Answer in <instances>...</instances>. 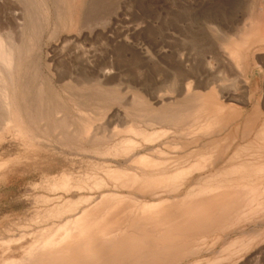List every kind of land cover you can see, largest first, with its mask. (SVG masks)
Returning <instances> with one entry per match:
<instances>
[{"label":"bare ground","instance_id":"6f19581e","mask_svg":"<svg viewBox=\"0 0 264 264\" xmlns=\"http://www.w3.org/2000/svg\"><path fill=\"white\" fill-rule=\"evenodd\" d=\"M21 1V37L0 23V144L12 138L88 162L84 173L43 182L47 192L73 197H37L45 204L31 222L37 229L4 242L12 251L18 245L24 257L4 264H264V110L249 114L230 104L237 97L250 104L254 84L264 81V0L254 3L246 24L232 17L204 22L221 36L219 50L200 61L179 51L164 81L170 86L152 94L160 105L132 99L133 117L131 108L125 117L119 113L126 126L106 131L110 137L96 125L125 99L108 88L112 71L52 82L36 61L51 20L62 30H81L88 0Z\"/></svg>","mask_w":264,"mask_h":264},{"label":"rangeland","instance_id":"374dc122","mask_svg":"<svg viewBox=\"0 0 264 264\" xmlns=\"http://www.w3.org/2000/svg\"><path fill=\"white\" fill-rule=\"evenodd\" d=\"M18 1L19 0H17V2L16 0H0V23L4 30L6 32L10 31V34L16 40L21 37L20 35L22 33L19 23L23 24L25 20V15L23 13L25 8H21L25 7V4L20 0V6ZM94 1L95 0H88L85 6L86 13L84 14L85 16L83 15L82 17L81 30H62V28H59L55 23L57 20L52 19V24L50 23L46 30L47 33H45L46 35L43 39L44 43H42L41 48L38 49L36 54L37 58H35L37 63H39L38 65L41 66V70H44V73L42 72L45 75L44 77L49 78L52 82L56 80V76L59 75L67 76L66 82H68L71 80V77L76 79H92L98 73L100 74L109 69V71H112L110 80L108 79L112 84L108 82V88L112 92L117 93V98L121 100L125 98L124 100L127 102L124 104V100H122L121 104L111 105V108H109V116H107V120L105 119L106 121L104 120L105 123L102 121L98 122L96 127L102 128L101 126H104L103 128H106V130L102 128L104 133L106 131L112 133L115 129L121 128L120 130H122L125 128L126 125L122 118L127 115L125 112L129 114L128 111H131V109L132 115L130 116L133 117V112L135 111L133 109L135 106L133 104V108H131V103L134 98L143 97V99L151 104L157 101L159 95H156V97L152 94H156L155 90L159 92L158 88L161 91L167 89L166 86H170V84H164V81H166L165 79H167V77H171L170 72H174V66L176 65L179 51L182 53H179L181 55H192L194 58L199 57L197 59L198 61L206 57L210 50H219L220 44L222 43L221 36H217L215 33L205 29L206 27H202L204 22L215 17L217 20L221 17L220 21H223V19L227 21L232 17L240 21L243 19L244 24H246L250 17L252 6L258 2V0H101L102 2L98 0V4L100 5H97V0ZM4 10L8 12L5 11L4 13ZM11 12H14V14ZM219 13L222 16H220ZM17 14H21L22 16L20 15L18 17ZM7 17L9 18L7 19ZM84 24L86 25L84 26ZM18 32H20V37L17 35ZM50 32L53 33L51 34ZM203 38H205V40H203ZM162 47L164 51H162ZM75 49H77V52H75ZM159 50L163 53L159 52ZM191 52L193 53L191 54ZM173 53H175V55ZM76 56L77 58H75ZM207 67L210 69L213 68L211 65ZM68 68H70V71ZM79 68H81V70H79ZM105 68L108 70H105ZM92 69L96 70L93 72L94 74L92 73ZM165 70H167V74ZM63 72L66 73L64 74ZM80 73H85V76L83 74L80 75ZM115 82H118L119 88L113 86H117ZM263 83L264 81L261 80L259 84H254L253 100L250 104H244L239 97H237L235 102L230 104L249 114L253 113L258 106L264 110ZM256 85L260 87L259 92H256ZM141 86L145 89V93ZM147 86L150 90L152 89L151 93H149V89L146 88ZM73 96L64 95L63 97L68 100L69 97L73 99L80 97L78 95ZM170 96L171 98H175L177 95H169L167 97L170 98ZM123 105L126 106H124V108H126L125 111H123ZM154 105L157 106L160 104ZM97 107H99L98 104L94 103V109H97ZM73 108L75 107L70 105V110L72 111H70V113L76 116V114H74L75 109ZM119 113H122L124 117H121L122 115L120 116ZM116 115L118 117H116ZM110 121L111 123L115 121V123L110 124ZM118 122H122L123 124L120 123V126ZM105 124L107 126H105ZM110 127L114 129L112 128L111 130ZM108 133H105V135ZM106 136L110 137V134ZM154 147L160 149V144L158 143L154 145ZM142 152V154L149 153L147 151ZM52 153L53 152L45 150L39 151L25 148L12 138H7L0 144V264L14 259H22L24 257L18 245H13L12 247L14 249L12 251L4 246V242L14 237L18 238L23 235V233L37 229L36 225L31 224V222L35 221L38 210L41 211L45 209V204H38L36 202L35 199L37 197L49 196L55 198L59 195V197H73L72 195H64L62 193L58 195L49 193L43 188V182L47 178L61 177L68 172L78 175L87 170L88 158L77 157L74 159L70 156H68L70 157L68 158L64 155ZM119 162L123 163V160H119ZM114 164L116 165V163ZM99 195V193L91 194L93 197H98ZM27 227L28 229H26ZM31 242L32 239L28 238L24 240L22 244L27 246Z\"/></svg>","mask_w":264,"mask_h":264}]
</instances>
